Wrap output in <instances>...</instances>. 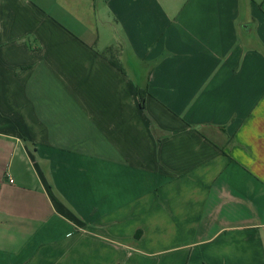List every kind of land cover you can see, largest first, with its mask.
Masks as SVG:
<instances>
[{
    "label": "crops",
    "instance_id": "crops-1",
    "mask_svg": "<svg viewBox=\"0 0 264 264\" xmlns=\"http://www.w3.org/2000/svg\"><path fill=\"white\" fill-rule=\"evenodd\" d=\"M0 264H264V0H0Z\"/></svg>",
    "mask_w": 264,
    "mask_h": 264
},
{
    "label": "trees",
    "instance_id": "trees-1",
    "mask_svg": "<svg viewBox=\"0 0 264 264\" xmlns=\"http://www.w3.org/2000/svg\"><path fill=\"white\" fill-rule=\"evenodd\" d=\"M109 63L114 67L116 68L117 70L121 71V67L119 65V63L117 62L116 59H114L113 57H110L108 59ZM26 68H20V70H25ZM137 97L140 101V105L143 106V101H144V96H143V93L141 92V90L139 88H137Z\"/></svg>",
    "mask_w": 264,
    "mask_h": 264
},
{
    "label": "built area",
    "instance_id": "built-area-1",
    "mask_svg": "<svg viewBox=\"0 0 264 264\" xmlns=\"http://www.w3.org/2000/svg\"><path fill=\"white\" fill-rule=\"evenodd\" d=\"M9 182H10V183H12V180H11V179H9Z\"/></svg>",
    "mask_w": 264,
    "mask_h": 264
}]
</instances>
